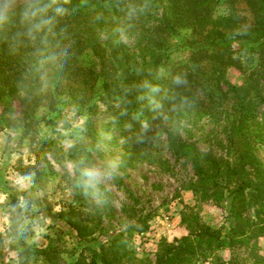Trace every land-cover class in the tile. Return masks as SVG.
Listing matches in <instances>:
<instances>
[{"label": "trees", "instance_id": "16d2710c", "mask_svg": "<svg viewBox=\"0 0 264 264\" xmlns=\"http://www.w3.org/2000/svg\"><path fill=\"white\" fill-rule=\"evenodd\" d=\"M5 1L0 0V133L7 126L22 125L30 134L40 107L53 113L69 104L78 114H93L102 104L114 117V129L130 126L121 129L124 161L156 163L159 160L153 154L163 145L161 139L157 138L156 146L155 142L140 145L153 130L162 127L169 135L168 128L180 121L205 116L229 120L230 159L204 154L195 144L171 136L167 146L194 171L196 180L187 190L202 203L211 201L225 208L233 226L223 235L221 229L201 223L198 215L184 213L181 225L188 233L172 241L162 238L155 264L209 260L241 264L234 257L226 262L220 255L235 247L249 248L253 264H264L259 243L264 238V163L255 151V142H264V112L263 123L252 125L257 106L264 108V95L253 85L237 88L226 80L228 70L238 67L234 55L240 52L249 58L261 55L259 77L264 78V0H248L255 24L239 31L234 29L235 15L213 17L222 3L236 0H32L9 7ZM224 24L232 30L221 28ZM207 26L212 28L198 30ZM190 27L194 32L176 42L180 28ZM121 34L134 41L137 53L122 42ZM178 49L189 53L188 61L173 63L168 78L158 76V68L162 63L171 65L170 56ZM87 56L90 59L85 62ZM137 56L144 62L148 59V68L140 66ZM223 83L227 91L221 88ZM157 87H162L159 100L154 94ZM13 101L19 102L20 114L8 120L5 116L12 112ZM154 112L159 116L157 125L152 121ZM252 208L255 219L246 216ZM16 212L21 214L23 209ZM96 214L90 218L79 205L51 217L54 222L63 221L79 240L89 242L104 233L102 217ZM151 219V215L143 218L141 232L149 229ZM12 227L9 248L18 253V260H5L0 234V264H29L44 253L28 244L16 225ZM134 230L130 228L126 237L120 233L110 238L99 249L84 247L72 264H151L137 257Z\"/></svg>", "mask_w": 264, "mask_h": 264}, {"label": "rangeland", "instance_id": "374dc122", "mask_svg": "<svg viewBox=\"0 0 264 264\" xmlns=\"http://www.w3.org/2000/svg\"><path fill=\"white\" fill-rule=\"evenodd\" d=\"M29 1L32 0H6L4 5L9 7ZM231 14L237 17L236 31L246 30L255 24L248 0L222 3L214 10L213 17L223 18ZM220 27L232 30L225 24ZM210 28L212 26L198 30L206 32ZM194 30V27L180 28V33L175 36L176 42ZM120 38L131 52L137 53L132 39L124 34ZM188 54L182 49L174 51L169 59L171 65L162 63L158 76L168 78L173 63L188 61ZM234 58L238 67L228 70L226 80L237 88L253 85L264 95V78L259 77L263 72L261 55L249 58L240 52ZM89 59L87 56L84 61ZM136 60L141 67L148 68V59L144 62L137 56ZM161 88L154 89L156 100H159L157 96ZM221 88L228 90L225 83ZM11 110L5 116L8 120L19 116L18 101L12 102ZM40 111L33 118L36 124L30 134H26L22 125L16 128L7 126L0 133V234L5 241L3 254L7 262L18 260V253L9 248L13 225L24 232V240L28 244L44 252L29 264H72L84 247L99 249L120 233L126 237L130 228L135 229L132 245L137 257L155 264L162 238L172 241L188 233L181 225L184 213L198 215L201 223L215 230L221 229L223 235L233 226L225 208H218L211 201L202 203L192 191L187 190L188 185L196 180L194 171L184 159L177 160L167 146L171 136L178 141L195 144L204 154L230 159L229 120L211 116L183 120L178 126L168 128L169 135L159 127L140 145L148 146L155 142L156 146L159 144L156 140L160 138L163 145L160 144V150L153 155L162 165L159 161L129 164L124 161L125 133L121 129L130 126L114 129V117L104 105L97 104L93 114H78L77 108L69 104H63L59 111L53 113L43 107ZM263 112V106H257L253 127L263 123ZM2 113L3 107L0 106ZM42 115L46 116L45 120ZM151 116L157 125L158 114L154 112ZM143 126L147 127L148 123L144 121ZM255 151L264 163L263 141L255 142ZM80 195L86 197L80 198ZM79 205L90 218L97 216L96 211L102 217L104 233H97L96 239L89 242L79 240L76 232L63 221L54 222L51 217L53 213ZM17 208H22L23 212L18 214ZM147 215L152 216L149 229L141 232L143 218ZM246 216L255 219L254 209H249ZM259 243L260 252L264 254V238ZM220 255L226 262L232 257L241 264L254 262L249 248L235 247L220 252ZM200 264L213 263L209 260Z\"/></svg>", "mask_w": 264, "mask_h": 264}]
</instances>
